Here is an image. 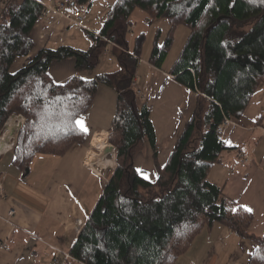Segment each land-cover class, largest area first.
<instances>
[{
    "label": "trees",
    "instance_id": "1",
    "mask_svg": "<svg viewBox=\"0 0 264 264\" xmlns=\"http://www.w3.org/2000/svg\"><path fill=\"white\" fill-rule=\"evenodd\" d=\"M136 9L147 13L148 24L165 19L170 27L162 46L157 32L149 59L154 67L160 68L173 32L180 25L190 29L169 74L197 95V104L163 164L150 109L139 105L131 86L145 43V35H138L130 51L127 35ZM43 11L35 0H6L0 13V134L12 114L25 118L12 149L22 177L35 155L63 156L87 142L77 120L91 109L99 85L117 93L108 137L116 169L70 255L84 264H176L195 238L217 223L256 245L249 264H264V236L248 233L252 214L208 179L220 155L233 150L224 140L225 119L242 122L253 94L264 84V0H117L99 33L90 36L88 50L42 49L13 71L15 61L33 50L31 32ZM110 43L119 50L118 71L88 80L75 74L63 84L49 76L54 62L67 59H74L76 72L93 71ZM145 143L153 150L154 182L134 164Z\"/></svg>",
    "mask_w": 264,
    "mask_h": 264
},
{
    "label": "crops",
    "instance_id": "2",
    "mask_svg": "<svg viewBox=\"0 0 264 264\" xmlns=\"http://www.w3.org/2000/svg\"><path fill=\"white\" fill-rule=\"evenodd\" d=\"M35 1L44 9L54 4V0ZM67 1L69 5L64 15H41L31 32L34 48L27 56L15 61L13 71L24 66L42 49L55 50L67 46L81 51L88 50L92 46L90 36L99 33L105 16L117 0H90V4L84 6L77 5L74 0ZM5 2L6 0H0V13ZM80 10L82 20L78 21L73 14ZM148 20L149 16L142 10L136 9L132 13L133 27L127 35L130 51L138 35L144 34L145 42L148 40L147 31L154 24H148ZM156 29V35L160 30L159 41L163 32L160 27ZM108 53L101 55L99 65L93 71L76 72L74 59H67L54 62L49 68V76L57 84L65 83L75 74L86 80L92 79L106 73L103 68L109 66V60H106ZM171 67L167 70L155 67L162 77L161 84L169 89L156 88L144 104L150 109L149 120L154 129L156 143L167 136L172 137L171 149L162 157H166L163 161L159 160L160 164L167 160L179 134L193 117L197 104L196 98L194 108L188 106V113L185 115L184 106L189 104L186 102L187 98L197 95L186 89L190 95L176 85L169 74ZM172 85L178 88H172ZM169 91L172 93H168ZM116 100L117 93L113 88L99 85L91 109L77 120L78 127L90 136V147L74 145L63 156L37 154L31 160L28 175L25 177H22L23 173L14 165L12 151L15 135L24 122H18L16 129L10 130L8 140L1 139L0 143H4L0 146V183L3 190L0 198V264H53L55 258H58L60 264H84L74 260L64 262L58 251H71L84 222L101 196L102 192H94L87 201L81 198L89 182L92 189H95L98 180H103L101 171L104 169L97 168L96 172L88 166V162L93 154L98 153L99 141L108 136L116 110ZM9 123L14 124V121ZM226 134V147L235 150L234 163L238 164L232 167L231 159H226L223 170L228 175V180L222 185L211 183L223 187V194L227 198L252 214L253 221L248 233L263 237L264 84L253 94L243 113V121L239 124L232 122V127L225 131L224 136ZM110 148L114 149L112 146ZM225 152L213 165L209 176L215 165L222 163ZM158 155L161 156V152ZM105 158L111 160L108 156ZM244 160L247 163L242 167ZM11 210L14 211L13 216L9 215ZM79 221L82 223L81 227L78 225ZM3 244L8 249H4ZM255 250L256 245L252 241L216 223L195 238L177 263L249 264Z\"/></svg>",
    "mask_w": 264,
    "mask_h": 264
},
{
    "label": "rangeland",
    "instance_id": "3",
    "mask_svg": "<svg viewBox=\"0 0 264 264\" xmlns=\"http://www.w3.org/2000/svg\"><path fill=\"white\" fill-rule=\"evenodd\" d=\"M157 27H160L162 29V32H163L162 38L159 40V45L163 44V42L165 41V39L168 35L169 29H170L168 21L165 19H160V20L155 21L154 24L151 26V28L147 31L148 40L142 46L141 55L139 57V62L135 68V79L131 82V86L136 90V94L139 98V105L140 106L147 103V100L149 99V97L151 95L154 94V92L156 91V88L165 89L166 85L163 86V84H161V78L162 77L157 70L160 68H162V70H167L168 68H170L174 64V62L177 60L179 54L181 53V51H182V49L186 43V40L189 36V33H190V29L187 26H183V25H180L173 32L172 43L170 44V47L167 51V54H166L165 58L163 59L161 65H160V68H158L156 70L155 67L152 65L150 66V64L148 62H149L151 51H152V48L154 45ZM93 44H94V42H93ZM116 49H118V48L110 43L106 49H104L100 52V54L103 56H105L104 54L109 52L108 55H106V60L107 59L109 60V66H105L103 68V71L108 73V74L114 73V72H116L117 69L120 68L118 61H117V55H118L119 50H116ZM105 64H106V62H105ZM119 77H122V74L119 75ZM176 85L182 91L190 94L184 87L179 86L178 84H176ZM176 85L175 86L172 85V88H176L177 87ZM167 88L168 87H166V89ZM168 93H172V92L169 91ZM182 98H183V100L185 99L184 95H182ZM188 99H189V101H188ZM186 102H189V104L188 105L185 104V106H184V108L186 107V109L184 110L185 115H187V113H188V109H187L188 106H191V109L194 108V105L196 102V96L191 95L190 98L189 97L187 98ZM11 119H13V121H14V124L11 127V131L16 129L15 125L18 122H20V121L25 122V118L21 114H16V113L12 114L4 124L2 131H1V134H0V138L3 137V133H5V130L7 129V124L9 122V120H11ZM179 119L181 121L180 115H179ZM230 127H232V125ZM18 129L20 130V128H18ZM88 137L89 138H88L87 142L84 145H82L83 147H85L87 145L90 147V145H89L90 136H88ZM108 137H109V133H108V136L106 137V142L109 143ZM172 143H173V141H172L171 136H167V137H165V139L159 140V142L156 143L157 144V146H156L157 153L159 154L161 152V154H162L161 156L158 155L160 157L159 158L160 161H163L166 158V157H164V158H162V157L167 152L170 151V149H171L170 147H171ZM244 149L246 150V147H244ZM109 155H107V156L114 160L115 166L113 168H105L103 171H101L103 180H98V184L95 187V189H92V185L89 182L88 186L85 189L86 191H83V193L84 192L85 193L83 194V196L81 195L82 199H85L87 201L89 199V197H92L94 192L95 193L98 192L97 194L103 192V189L105 187V183L108 182L110 176H112L113 172L116 169L115 149H114L113 156H109ZM223 155H224V158L222 160V163L216 164L211 175L209 176L210 182H213L216 184H221V185L224 184L226 182V180H228V178H229L228 175H226L224 173V170H223L225 167V160L231 159L230 163L233 164L232 167H234V164H238L237 162L234 163V160L236 161L235 150H228ZM152 156H153V150L151 149L149 144L145 143V146H143L142 150H140V152L137 153L135 160H134V164H135L137 170L142 171V174L146 179L154 182L156 180L157 174L155 173V169L153 167ZM177 264H179V262Z\"/></svg>",
    "mask_w": 264,
    "mask_h": 264
},
{
    "label": "built area",
    "instance_id": "4",
    "mask_svg": "<svg viewBox=\"0 0 264 264\" xmlns=\"http://www.w3.org/2000/svg\"><path fill=\"white\" fill-rule=\"evenodd\" d=\"M67 4H68V1L67 0H54V4L52 7H48V8H45L43 13H42V16H47L49 15L50 13H53V14H57V15H64V11L66 10L67 8ZM81 11H76L73 16L78 20H82L81 18ZM232 125V122L229 120V119H225L224 123H223V127L225 130H227L230 126ZM219 140H221V138L219 137ZM247 163V160H244V162L241 164L242 167H245ZM3 196V190H2V186H1V183H0V198ZM9 215L10 216H13L14 215V211L11 210L9 212ZM78 225L81 227L82 226V223L79 221L78 222ZM2 247L4 249H8V246L6 244H3ZM60 254H62L63 256V261H67V260H74V261H78V260H75L71 255L70 253H65V252H62V251H58ZM61 262L58 260V258H55L54 261H53V264H60Z\"/></svg>",
    "mask_w": 264,
    "mask_h": 264
},
{
    "label": "bare ground",
    "instance_id": "5",
    "mask_svg": "<svg viewBox=\"0 0 264 264\" xmlns=\"http://www.w3.org/2000/svg\"><path fill=\"white\" fill-rule=\"evenodd\" d=\"M13 126L12 123H9L7 125V129L5 130V133H3V137L0 138V141L1 139H4V140H8L9 136V132L11 130V127ZM4 143V142H3ZM2 142L0 143V146L3 144ZM110 146V145H109ZM108 146V143L106 142V139L103 138L101 139V141H99L98 143V153L97 154H93L90 159H89V162H88V166L98 172V169L97 168H100L101 169H105V168H113L115 165H114V160L111 158V160H107L106 158L104 159L105 156L111 154V156H113L114 154V149L112 150V148H110Z\"/></svg>",
    "mask_w": 264,
    "mask_h": 264
}]
</instances>
